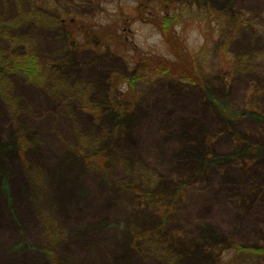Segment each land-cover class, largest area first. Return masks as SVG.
I'll return each instance as SVG.
<instances>
[{"label":"rangeland","instance_id":"rangeland-1","mask_svg":"<svg viewBox=\"0 0 264 264\" xmlns=\"http://www.w3.org/2000/svg\"><path fill=\"white\" fill-rule=\"evenodd\" d=\"M148 1L0 0V264H264V0Z\"/></svg>","mask_w":264,"mask_h":264},{"label":"trees","instance_id":"trees-1","mask_svg":"<svg viewBox=\"0 0 264 264\" xmlns=\"http://www.w3.org/2000/svg\"><path fill=\"white\" fill-rule=\"evenodd\" d=\"M161 3H158L157 5L151 6L149 1L146 3H141L137 6V13L140 14V16L147 17L145 22L151 26H153L156 30L159 31L160 35L162 36L163 39L166 40V43L169 44L170 46L172 45L173 48V53L177 56L176 64H179V62H182L184 59V54L182 53L181 49L179 46H175L171 43L170 40L167 38V34L172 32V26L173 24L176 23L177 21V13L179 12V8H177V4H166L164 0H160ZM163 5V7L169 8L167 10V13L169 11H173V16H164L163 17V11H161L160 6ZM172 6L175 8L172 9ZM163 14V15H162ZM144 22V23H145ZM109 29V28H108ZM97 38L95 41L99 44H103L104 46L108 45L109 48L111 47H118L120 44L124 43V38L119 36L118 32L116 30H110L108 32H105L103 34V30L99 34H95ZM88 39V37H86ZM85 46H90V44H86ZM123 52H126L123 50ZM147 55V54H146ZM149 56V55H147ZM145 56V59H141V72H144L145 74H150L151 77H159L160 75L163 74H168L173 78H177V80L184 82L185 84L188 85H197L198 84V78L196 73L194 72L191 64L187 65H179L181 68L176 66L174 63H170L167 61H159L155 62L150 60ZM31 58H23L20 59L19 62L16 63V68L20 69L25 73L27 76L34 77L35 73L37 72L35 64H33ZM155 59V58H154ZM184 62V61H183ZM113 89L116 91L117 86L113 87ZM121 95V93H120ZM259 123L262 127V130L264 131V119H259Z\"/></svg>","mask_w":264,"mask_h":264},{"label":"bare ground","instance_id":"bare-ground-1","mask_svg":"<svg viewBox=\"0 0 264 264\" xmlns=\"http://www.w3.org/2000/svg\"><path fill=\"white\" fill-rule=\"evenodd\" d=\"M242 47L246 49V43H244Z\"/></svg>","mask_w":264,"mask_h":264}]
</instances>
